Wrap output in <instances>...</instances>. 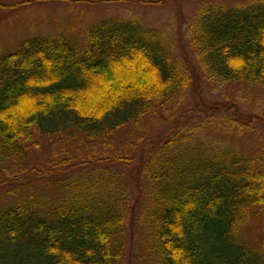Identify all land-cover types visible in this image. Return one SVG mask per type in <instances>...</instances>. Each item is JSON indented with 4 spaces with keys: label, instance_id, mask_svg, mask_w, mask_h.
Wrapping results in <instances>:
<instances>
[{
    "label": "trees",
    "instance_id": "1",
    "mask_svg": "<svg viewBox=\"0 0 264 264\" xmlns=\"http://www.w3.org/2000/svg\"><path fill=\"white\" fill-rule=\"evenodd\" d=\"M186 33L210 83L264 88V0L201 1ZM173 45L162 28L114 17L90 27L83 44L38 35L1 56L0 166L54 140L52 174L78 171L53 175L50 196L8 191L0 264H120L133 220L146 264H264V240L251 248L238 238L264 207V140L249 155L205 134H242L250 121L208 115L181 126L138 158L135 177L108 165L127 168L143 122L183 99L190 73Z\"/></svg>",
    "mask_w": 264,
    "mask_h": 264
},
{
    "label": "rangeland",
    "instance_id": "2",
    "mask_svg": "<svg viewBox=\"0 0 264 264\" xmlns=\"http://www.w3.org/2000/svg\"><path fill=\"white\" fill-rule=\"evenodd\" d=\"M201 1L204 0H177V8V5L174 6V0H0V4L14 5L11 9H0V58L15 51L23 40L38 35L61 33L70 44H83L90 27L114 17L137 20L151 29L162 28L173 38L174 54L182 58L189 68V86L175 109L161 110L157 113V118L143 122L139 148L132 152L135 159L128 167L108 164L109 167L123 170L126 178L132 174L135 177L138 158H144L149 148L181 126L194 123L203 125V119L208 115L221 121L223 118L235 117L236 114L241 121H250V130L242 134L227 135L210 130L205 133L221 144L250 155L255 153L257 145L264 140V88L245 83L213 85L204 77L189 50L186 33L187 23ZM205 1L229 6L244 0ZM123 134L124 132H121L115 136L118 139L114 141L115 146H118L117 142L124 140ZM51 141L38 146H27L25 157L18 165L0 166V206L11 198L8 191L14 187V190L17 188L16 196L28 192H44L50 196L49 179L53 175L59 174L62 178L78 171V168L64 169L52 174L53 165L59 157H55L57 144L54 140ZM73 142L71 141L72 144ZM93 166L97 167L98 164L92 163L84 168ZM40 175L45 176L38 179ZM137 212L138 209H135L134 218ZM238 238L241 243L251 248H256L264 240V207L250 215V220L242 226ZM124 242L120 264H146L147 254L142 241V231L136 220L127 224Z\"/></svg>",
    "mask_w": 264,
    "mask_h": 264
}]
</instances>
